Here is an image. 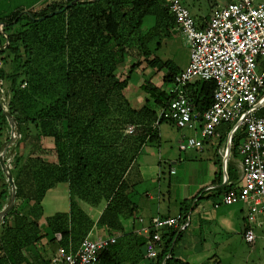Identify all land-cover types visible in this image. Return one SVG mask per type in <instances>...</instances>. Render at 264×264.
<instances>
[{
    "label": "trees",
    "instance_id": "16d2710c",
    "mask_svg": "<svg viewBox=\"0 0 264 264\" xmlns=\"http://www.w3.org/2000/svg\"><path fill=\"white\" fill-rule=\"evenodd\" d=\"M72 2L75 3L69 6ZM55 11H59L61 18L59 31L48 37L39 36L36 27L40 20L37 19ZM27 12L24 15L17 11L0 20V61L11 56L14 63L20 62L31 85L29 91L20 87L19 75L7 74L0 67V82H9L7 113L17 122L21 136L24 122L34 125L36 131L31 139L32 152L23 163L18 155L14 160L15 200L11 211L3 218L0 264H50V259L33 255V246L45 237L51 254L60 247L76 250L93 225L77 201L93 208L103 204L98 223L107 233H119L115 244L101 253L102 264H141L143 261L162 264L175 234L162 235L161 252L155 260L148 261L143 255L148 237L122 233L121 220L136 213L131 202L133 189L140 183L135 159L142 145L156 138L157 112L147 106L149 99L139 109H132L124 96L132 72L140 65L138 61L128 68L123 80L117 78L115 71L127 55L137 56L134 53L137 48L148 56L150 42H156V50L160 40L171 34L175 24L168 13L167 1L61 0L48 5L45 12L34 9ZM147 18L151 19V25L143 33L142 25ZM34 43H44L43 46L53 52L66 55L65 65L59 68L61 72L64 70L63 76L56 79L64 87V93L45 89L49 85L45 75L32 69ZM132 44L137 48L133 49ZM157 65L168 70L161 80L163 85L170 83L180 70L170 61L162 63L155 58L151 66ZM22 83L28 85L27 81ZM1 88L0 83V91ZM189 88L193 89L197 110L210 106L212 82L197 81ZM141 90L158 109L167 102L161 85H142ZM39 93L42 106H39L40 98L34 97ZM3 111L0 105V151L2 131L9 126ZM258 115L264 117V107ZM162 122L166 121L159 120L158 125ZM131 126L133 131L128 134L126 131ZM230 128L228 126V132ZM26 138L24 135L23 140ZM243 138V130L232 136L233 156L238 155L237 147ZM42 139L54 144L55 162L34 155ZM62 183L68 185L71 196L69 211L43 217L45 194ZM2 207L0 204V211ZM41 219L45 224L39 223ZM56 234H60V240L56 239ZM164 264L189 263L175 258L171 251Z\"/></svg>",
    "mask_w": 264,
    "mask_h": 264
},
{
    "label": "built area",
    "instance_id": "2783aa9c",
    "mask_svg": "<svg viewBox=\"0 0 264 264\" xmlns=\"http://www.w3.org/2000/svg\"><path fill=\"white\" fill-rule=\"evenodd\" d=\"M166 1L175 30L187 45L188 63L164 88L168 99L157 112L155 126L164 120L178 129L197 132L200 138L190 137L179 144L182 151L202 150L204 140L215 136L222 124L231 125L227 133L230 140L243 130L244 138L237 147L242 184L225 192L222 203L249 207L244 240L254 244L255 229L264 227V117L258 115L264 107V2L233 0L214 9L206 25L199 27L180 0ZM197 81L214 84L212 102L204 110L196 109L193 89L189 88ZM132 131L131 126L126 132ZM188 225L189 215L185 214L153 217L149 226L139 231L148 237L144 259L155 260L162 250V235L175 234L164 264L179 233ZM118 235L87 236L76 250L60 247L50 257V264H102L101 253L115 244ZM55 236L60 240V234Z\"/></svg>",
    "mask_w": 264,
    "mask_h": 264
},
{
    "label": "crops",
    "instance_id": "0c3cea01",
    "mask_svg": "<svg viewBox=\"0 0 264 264\" xmlns=\"http://www.w3.org/2000/svg\"><path fill=\"white\" fill-rule=\"evenodd\" d=\"M180 1L185 6L183 0ZM232 1L230 0L225 5ZM218 7L220 6H214L206 17L199 16L196 20L191 16L197 26L204 27L213 10ZM173 30L176 35L164 41L165 46L157 53V56L164 62H172L177 70H179L188 63V48L183 38L175 30V27ZM162 88L164 89V85ZM164 123L171 125L169 122ZM161 124L154 125L156 132L154 141L161 139L159 132ZM193 133L192 136H185L176 141L178 154L176 153L175 155H173L172 150H169L170 152L163 151L160 148V144L157 154L151 150H145V146L149 141H146L142 145L135 159L136 168L140 175V183L137 184L131 194L132 206L136 209V213L128 219L121 220L122 233H135L139 236H146L139 231L148 227L153 217H172L183 213L189 215V225L183 229V235L178 241L176 239V242L173 244L171 249L173 256L189 264H206L210 261L223 264L214 248L215 245L219 244L213 238L216 234L210 233L213 237L210 235L209 238L211 239L207 243L208 241L204 238L202 230L201 214H210L212 208V215L209 219L207 217V222H210L214 226L220 225L224 229L223 234L228 240L232 239L233 234H238L240 240L250 246L259 261L264 264V256L261 254L262 250H264V227L255 229L256 242L254 244L246 243L244 231L248 227L247 214L249 207L243 203L230 206L222 203V195L229 188V190L237 189L242 184L240 180V156L232 155L231 145L227 161L225 160L224 163L222 149L228 139V131L224 139L219 137L211 145L207 144L208 141L204 140L202 150L195 148H189L184 151L180 150L179 144L184 143L185 139L190 137L200 138L197 132L193 131ZM217 135L218 133L213 137ZM229 143H231V140ZM65 185L67 187L68 199L66 209L58 211L62 213L69 211L71 200L68 185L66 183ZM50 191L52 190L48 192ZM235 205L237 207L233 208L232 206ZM87 207L89 213H95L91 217L88 213L86 214L96 224L104 205L101 204L96 208L88 205ZM55 213L57 212H53L47 216L43 214V217H48ZM139 219L142 220L141 223ZM96 225H98L99 231L95 234L91 233V237L98 234H108L104 226L98 223ZM237 225L238 228L236 229ZM195 255H207V258L199 263L188 260L191 259V256Z\"/></svg>",
    "mask_w": 264,
    "mask_h": 264
},
{
    "label": "rangeland",
    "instance_id": "374dc122",
    "mask_svg": "<svg viewBox=\"0 0 264 264\" xmlns=\"http://www.w3.org/2000/svg\"><path fill=\"white\" fill-rule=\"evenodd\" d=\"M58 1L61 0H0V20L17 11H20L24 15L28 14L27 10L29 9H34L36 12H45V9L48 5H50L52 2ZM229 1L230 0H183V3L188 8L190 14L196 19L199 18V16L206 17L214 6L222 7ZM58 15L59 14H54L51 17H48L46 20L43 19L37 22L39 26L36 28L39 36L43 37L44 35H47L46 37H48L51 36V33H53L54 31H59L61 18ZM150 25L151 19H145L142 25L143 33L147 32V30L150 28ZM175 35V31L172 29L171 34L169 36H165L163 39L160 40V46L156 50V42H150L148 47L151 51V54L148 56L142 54V51H137L138 48L137 46H135L136 44H132L133 49L137 48L134 51L137 56L132 57L127 55L124 61L117 66L115 74L119 80H123L128 74V68L137 61L140 63V65L135 68V70L132 72L129 84L127 88L123 91L124 96L132 109H139L145 103L146 99H149V104L147 106L150 107L152 110L158 112L159 109L157 105H155L153 100L149 98L147 93L141 90V86L147 85L150 87H157L159 84L161 85V87L163 86L161 80L168 73V70L161 65L152 67L151 63L155 58L159 59L162 63L164 62L157 56V53L164 48V41ZM43 44L34 43L32 45L34 49V63L32 69L35 72L39 73V75H45L46 83L49 82V85L47 84L45 86V89H48V91L51 89V91L53 92L57 91L58 93H64V87L61 86L59 82H56V79L58 80L59 77L63 76L64 70L63 72H61L59 68L65 65L66 55L64 53L60 55L59 52H53L47 47H44ZM0 67H2V69H4L7 74L17 73L19 75L17 79V84L20 87H24L27 91L31 90L30 82L25 78L24 69L21 67L20 62L14 63L12 61L11 56H5L4 62L0 61ZM22 81H27L28 85H24ZM0 83L2 87L0 91V105L3 110H7L8 102L10 99L9 82L2 81ZM165 87L166 85H164V88ZM38 95H34V97H36L38 100L40 98V104L41 102H43V100L40 97V93ZM39 106L42 105L40 104ZM11 118L14 119L13 117ZM7 123L9 124L8 129L4 128L2 131L1 140L3 144L0 151V156L3 161V167L7 168L6 172L13 177V174L15 173V157L17 155L20 156V162H24L25 157L32 152L33 145L31 139L34 137L36 131L34 125H32L31 123H22L21 128L23 130L24 135L27 136L26 140H23L24 135L21 136L20 128L16 122V125L14 127L15 134L11 138L10 121L7 120ZM171 125L162 122L159 128L161 139L154 142H148L145 146V150H151L155 154H157L159 151L158 147L160 144V148L163 149V151L170 152L169 150H172L173 155H175L176 153L178 154L176 141L180 140L182 137L185 136H192L194 133L193 130L187 128L177 129L176 127ZM228 126L231 125H220L217 129V138L213 137L211 139H205V141H208L207 144L211 145L212 142L216 139H219V137H221V139H224ZM4 146H6V149L3 152ZM40 146V148L35 150L34 155H42L43 159L49 162H55L57 160L54 154V144L51 140L42 139L40 141ZM67 195V187L65 183L59 184L56 189L47 192L42 201L43 214L47 216L49 214H52L53 212H58L62 211L63 209H66L68 199ZM9 197L10 189L7 184L6 174L4 173L0 165V204L3 207L7 205ZM77 203L82 210L84 209L86 213L89 214L90 217L95 214L94 212L93 214L89 213V209L85 203L81 201H78ZM232 207L236 208L237 206L235 205ZM211 211L213 212L212 208ZM212 212H210V214H201L202 230L203 235L205 236L204 238H206L207 241L211 239L209 238L210 235H212L210 233L213 232V235L216 234L215 237H213V235L211 237L215 238L216 241L219 242V244L215 245L214 248L221 262L223 264H262L256 254H254L250 246L246 245L240 240L238 234H233L232 239L228 240V238L223 234L224 229H222L220 225L214 226L210 222H207V217L209 219V217L212 215ZM39 223L45 224L43 219H41ZM238 223H240V221H238ZM96 224L95 222H93L90 233L87 236H90L91 233H98L99 229L97 228L98 225ZM4 226L5 224H3V220H1L0 235L5 229ZM237 228L238 225L236 226V229ZM207 243H209V241ZM261 254L264 256V250H262ZM33 255H40L44 259H50L52 254L49 251L46 237L41 239L33 246ZM190 258L191 259H188L186 257V259L191 260L192 262L199 263L205 260L207 258V255H195L191 256ZM146 263L147 261L141 262V264Z\"/></svg>",
    "mask_w": 264,
    "mask_h": 264
},
{
    "label": "water",
    "instance_id": "95a60500",
    "mask_svg": "<svg viewBox=\"0 0 264 264\" xmlns=\"http://www.w3.org/2000/svg\"><path fill=\"white\" fill-rule=\"evenodd\" d=\"M75 2H72L69 4L72 5L74 4ZM59 11H55V12H52L48 15H46V17H51L52 15L54 14H57ZM46 17H41L37 20H43L45 19ZM4 115L6 117L7 120L10 121V137L12 138L15 134V131H14V127L16 125V121L14 119L11 118L10 114L7 113V110H4ZM18 133V132H17ZM229 142H230V139H229ZM6 149V146H4L3 148V152L5 151ZM0 165L2 167V170L4 171V173L6 174V179H7V184L9 186V189H10V197H9V200H8V203L5 207L2 208V210L0 211V220H3V218L11 211L13 205H14V200H15V185H14V180H13V177L10 176L6 171H7V168H4L3 167V161H2V158L0 156Z\"/></svg>",
    "mask_w": 264,
    "mask_h": 264
},
{
    "label": "bare ground",
    "instance_id": "6f19581e",
    "mask_svg": "<svg viewBox=\"0 0 264 264\" xmlns=\"http://www.w3.org/2000/svg\"><path fill=\"white\" fill-rule=\"evenodd\" d=\"M229 139H230V136H228V139L225 142V145H224V147L222 149V154L224 156V163H225V160L227 161V158H228V155H229V148H230Z\"/></svg>",
    "mask_w": 264,
    "mask_h": 264
}]
</instances>
